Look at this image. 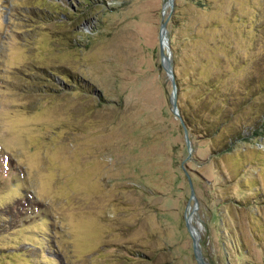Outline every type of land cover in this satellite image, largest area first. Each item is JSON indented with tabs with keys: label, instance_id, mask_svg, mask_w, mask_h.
<instances>
[{
	"label": "rangeland",
	"instance_id": "obj_1",
	"mask_svg": "<svg viewBox=\"0 0 264 264\" xmlns=\"http://www.w3.org/2000/svg\"><path fill=\"white\" fill-rule=\"evenodd\" d=\"M167 1L0 0V264H264V0Z\"/></svg>",
	"mask_w": 264,
	"mask_h": 264
},
{
	"label": "water",
	"instance_id": "obj_2",
	"mask_svg": "<svg viewBox=\"0 0 264 264\" xmlns=\"http://www.w3.org/2000/svg\"><path fill=\"white\" fill-rule=\"evenodd\" d=\"M169 3H170V6L172 5V0H169ZM167 18V17H166ZM166 18L162 19L161 22H160V26H159V38H160V42H159V55H160V58H161V61L163 63V66L172 82V91H171V104H172V109L175 110L176 108V103H175V81H174V77H173V71H172V65H171V61H170V58H169V55L164 51V47L161 43V38L162 36L165 34V31H166V28H165V22H166ZM166 41H167V37H165ZM179 120L181 122V125L183 127V132H184V137H185V143H186V146L187 148H189L190 146V142H189V138L187 136V129L183 123V120L181 119V117H179ZM188 176V174H187ZM188 181H189V184H190V195L192 194V187H191V183H190V179H189V176H188ZM185 224H186V227L188 229V231L190 232L191 234V239H192V245H193V250H194V254L199 262V264H206L200 257V254H199V249H198V241H197V236L196 234L194 233L193 231V226L192 224L190 223L187 215H185Z\"/></svg>",
	"mask_w": 264,
	"mask_h": 264
},
{
	"label": "trees",
	"instance_id": "obj_3",
	"mask_svg": "<svg viewBox=\"0 0 264 264\" xmlns=\"http://www.w3.org/2000/svg\"><path fill=\"white\" fill-rule=\"evenodd\" d=\"M169 44H170V47H171V52H174V47L172 46V44H171V42H170V38H169ZM173 71H174V69H173ZM63 77V76H62ZM174 80H175V82H176V85H177V80H176V78L174 77ZM178 107V106H177ZM178 112H179V114L181 115V117H182V119H183V123H184V125H185V127H186V129H187V131L188 130H190V128H196L197 127V124L196 123H194V122H192L191 120H190V117L187 115V114H184L182 111H181V109L178 107ZM217 125V124H216ZM205 127H207L206 125H205ZM208 128V127H207ZM217 128V127H216Z\"/></svg>",
	"mask_w": 264,
	"mask_h": 264
},
{
	"label": "bare ground",
	"instance_id": "obj_4",
	"mask_svg": "<svg viewBox=\"0 0 264 264\" xmlns=\"http://www.w3.org/2000/svg\"><path fill=\"white\" fill-rule=\"evenodd\" d=\"M168 2H169V1H167V2L165 3L164 7L168 4ZM165 37H166V34H164V35L162 36V38H161V43H162L163 47H165V46L167 45V41H166ZM188 219H189V221H190V218H188ZM193 231H194V226H193ZM194 233L196 234V236L198 235V231H197V230L194 231Z\"/></svg>",
	"mask_w": 264,
	"mask_h": 264
}]
</instances>
